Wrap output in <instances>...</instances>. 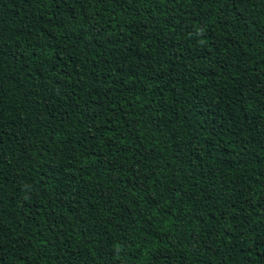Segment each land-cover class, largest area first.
I'll return each mask as SVG.
<instances>
[{"label":"trees","instance_id":"16d2710c","mask_svg":"<svg viewBox=\"0 0 264 264\" xmlns=\"http://www.w3.org/2000/svg\"><path fill=\"white\" fill-rule=\"evenodd\" d=\"M0 264H264V0H0Z\"/></svg>","mask_w":264,"mask_h":264}]
</instances>
